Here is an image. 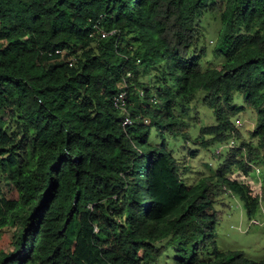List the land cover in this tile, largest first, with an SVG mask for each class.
I'll use <instances>...</instances> for the list:
<instances>
[{"label": "trees", "instance_id": "16d2710c", "mask_svg": "<svg viewBox=\"0 0 264 264\" xmlns=\"http://www.w3.org/2000/svg\"><path fill=\"white\" fill-rule=\"evenodd\" d=\"M207 1L0 0V183L16 192L0 195V264H264L216 239L225 196L251 216L261 202L245 177L264 166V0H212L225 60L205 69ZM201 96L202 146L242 139L245 110L256 125L189 180L171 145Z\"/></svg>", "mask_w": 264, "mask_h": 264}, {"label": "rangeland", "instance_id": "374dc122", "mask_svg": "<svg viewBox=\"0 0 264 264\" xmlns=\"http://www.w3.org/2000/svg\"><path fill=\"white\" fill-rule=\"evenodd\" d=\"M216 2L208 0L205 10L202 11L197 21L199 34L197 48L202 53L201 61L205 69L211 67L221 68L225 60L224 56L217 53L215 49L220 27H222L220 12L223 9V4ZM202 96L193 104V110L185 116L190 124L186 132L190 134L191 139L186 140L184 137H178L172 141L171 145L174 152L178 151L181 158L186 159L190 166L187 174L189 180L194 179L201 173H210L214 169L216 170L218 164L229 157L227 155L229 149L234 146L238 147L242 140H250L251 132L256 125V112L252 109L245 110L235 118L242 139L235 137L236 142L232 141L228 145L212 147L211 149L202 146V126L215 123L212 109L203 105ZM236 103L246 105V100L243 96H239ZM208 136L205 135V137ZM253 143L256 144L257 140L254 139ZM237 173L242 174L238 176L239 180H242L245 174L240 170ZM235 177L237 176L235 175ZM245 179L252 183L255 192L260 196L261 202L256 213L251 216L245 200L240 194L235 193L231 196H225L223 198L224 203L216 207L223 212L216 229L217 245L221 250L243 251L249 259L259 261L264 259V166H255L250 176L245 177ZM15 193L14 186L4 181L0 183V195L12 196ZM226 204L228 206H225ZM158 264L174 263L172 259L165 261L161 258Z\"/></svg>", "mask_w": 264, "mask_h": 264}, {"label": "built area", "instance_id": "2783aa9c", "mask_svg": "<svg viewBox=\"0 0 264 264\" xmlns=\"http://www.w3.org/2000/svg\"><path fill=\"white\" fill-rule=\"evenodd\" d=\"M57 53L62 55L64 52L62 50H58ZM126 96H127L126 90L120 91L119 94L114 99L115 106L121 107V108H125V106H126ZM131 122H132L131 118L127 117L126 120H125V123L128 124V123H131Z\"/></svg>", "mask_w": 264, "mask_h": 264}]
</instances>
